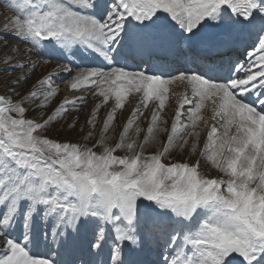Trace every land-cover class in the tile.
Here are the masks:
<instances>
[{
	"label": "snow or ice",
	"instance_id": "obj_1",
	"mask_svg": "<svg viewBox=\"0 0 264 264\" xmlns=\"http://www.w3.org/2000/svg\"><path fill=\"white\" fill-rule=\"evenodd\" d=\"M3 3L4 14L14 13L4 30L30 47L27 61L3 57L23 75L8 82L12 95H0V264H264V0ZM77 51L107 67L80 71L70 85L98 89L101 105L114 99L102 134L129 95L141 94L119 141L109 146L102 135L100 153L43 135L83 97L65 98L47 119L25 118L26 102L43 96L35 105L42 110L58 94L53 74L25 96L11 87ZM177 82L186 90L167 142L145 155L154 133L168 131L160 113ZM153 101L138 144L129 131ZM101 105L88 121L93 128ZM201 123L209 129L201 155L219 178L206 177L199 161L163 162L188 137L196 152Z\"/></svg>",
	"mask_w": 264,
	"mask_h": 264
},
{
	"label": "rangeland",
	"instance_id": "obj_2",
	"mask_svg": "<svg viewBox=\"0 0 264 264\" xmlns=\"http://www.w3.org/2000/svg\"><path fill=\"white\" fill-rule=\"evenodd\" d=\"M5 4L3 0H0V95L8 94L12 95L9 91L7 85L9 81H15L16 77H21L23 74L19 71L13 70L10 65L3 63V57L7 53L10 57H15L12 60V64L16 63V60L23 59L27 61L28 56L24 55L25 50L30 47L29 45L23 43L18 37L12 35L8 31L4 30V25L8 18L14 15L13 12L8 11L4 14ZM19 48V52L11 51L14 48ZM95 56H90L87 53L81 54L77 51L75 56L69 55L68 59H52L51 62L41 63L34 71L31 72L28 80L21 84L13 83L11 87L15 88L20 96L27 95L31 90L33 84L40 78H43L50 73L52 75V85L58 89V94L52 99L50 105L44 109H36L35 105L40 103L43 99L41 96L35 101H29L25 103V107L29 110L27 111L25 118L27 119H47L48 116L52 115L54 110L65 100V98L72 100L77 97H83V100H77L75 105H69V111L66 112L61 118L54 121L48 129L43 133L50 139L57 140L59 142H69V143H79L81 146H87L92 148L97 153L103 151L102 146H99L98 142L101 140L102 135L106 143L109 146L114 147L119 141V137L126 125L128 119L131 117L133 110L139 105L141 100V94L133 93L130 94L125 102L123 109H118L116 111L115 120L112 126L108 129L107 133L102 134V129L104 122L108 113L112 110L114 106V99H110L106 104H102L103 97L95 95L98 91L96 88H83L81 90H72L70 85L76 74L80 71H85L89 68H106L105 63ZM92 58V59H90ZM32 60H41V57L33 56ZM46 59V58H43ZM96 63H95V61ZM94 62V64H93ZM67 64L72 71H56L58 65ZM7 69V71H5ZM107 70V68L105 69ZM28 72V69H25ZM183 87V88H182ZM170 98L166 102V106L160 113L162 117L161 128H166L168 131L160 132L157 130L154 133V140L150 141L144 148L145 155H151L159 150L161 151L164 144L167 142V137L171 132V126L174 122L175 111L178 107V100L185 93L186 85L182 83H175L170 86ZM182 90V91H181ZM190 92L189 89H187ZM20 96H15L14 100H19ZM191 98V94L189 95ZM157 102L153 101L148 104L147 108H143V115L136 120L133 128L129 131V137L131 139L137 140V143H143L145 136L147 135V129L151 123V115L156 107ZM97 105H101L97 112V117L95 121V127L88 123L92 118L93 111L96 110ZM185 115L182 119L186 121L187 117V107H185ZM205 116L208 113L205 112ZM166 122V123H164ZM212 121H209L211 123ZM75 124L72 128L69 125ZM142 129L139 136L136 135V128ZM208 128L204 127L203 123L196 129L200 133L199 145L195 153L191 152V146L195 137H188V145L183 151L179 147L173 149L166 157L163 158L165 164L171 163H188L190 165L195 164L197 161L200 162V171L208 178H219L221 173L216 170L209 161L202 157V152L204 151V146L207 139ZM188 129L183 135L187 137ZM92 133L89 136V133ZM158 136V137H157ZM155 138L159 139L160 142H155ZM183 141H178L182 143ZM156 144V145H155ZM139 150V149H138ZM123 150H118L115 155L122 156L127 155ZM226 178V177H225ZM12 235H19V229L12 233ZM4 240L0 238V245H3Z\"/></svg>",
	"mask_w": 264,
	"mask_h": 264
},
{
	"label": "bare ground",
	"instance_id": "obj_3",
	"mask_svg": "<svg viewBox=\"0 0 264 264\" xmlns=\"http://www.w3.org/2000/svg\"><path fill=\"white\" fill-rule=\"evenodd\" d=\"M91 56V55H90ZM95 58V57H94ZM90 59H92V58H90ZM97 59V61H98V58H96ZM95 61V60H94ZM95 63H96V61H95ZM93 64H94V62H93ZM107 68V67H106ZM105 68V69H106ZM129 70H136V69H134V68H129ZM183 88V87H182ZM190 90V89H189ZM182 91V90H181ZM191 93L190 92H188V95H190ZM187 107V106H186ZM158 137V136H157ZM155 142H157V143H159L160 142V140L159 139H157V138H155ZM156 145V144H155ZM160 151V150H159Z\"/></svg>",
	"mask_w": 264,
	"mask_h": 264
}]
</instances>
